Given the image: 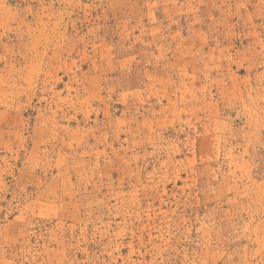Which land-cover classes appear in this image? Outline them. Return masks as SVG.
Wrapping results in <instances>:
<instances>
[{"label":"rangeland","instance_id":"rangeland-1","mask_svg":"<svg viewBox=\"0 0 264 264\" xmlns=\"http://www.w3.org/2000/svg\"><path fill=\"white\" fill-rule=\"evenodd\" d=\"M0 264H264V0H0Z\"/></svg>","mask_w":264,"mask_h":264}]
</instances>
